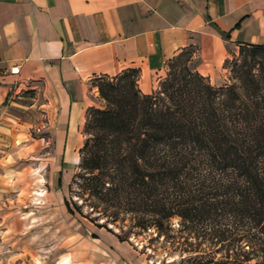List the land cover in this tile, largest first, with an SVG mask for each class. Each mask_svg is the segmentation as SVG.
Listing matches in <instances>:
<instances>
[{
  "label": "trees",
  "instance_id": "obj_1",
  "mask_svg": "<svg viewBox=\"0 0 264 264\" xmlns=\"http://www.w3.org/2000/svg\"><path fill=\"white\" fill-rule=\"evenodd\" d=\"M240 50L258 72L239 84L216 86L180 62L193 50L149 94L137 68L98 78L105 105L87 110L68 212L121 241L153 231L196 264H264V45Z\"/></svg>",
  "mask_w": 264,
  "mask_h": 264
},
{
  "label": "crops",
  "instance_id": "obj_2",
  "mask_svg": "<svg viewBox=\"0 0 264 264\" xmlns=\"http://www.w3.org/2000/svg\"><path fill=\"white\" fill-rule=\"evenodd\" d=\"M248 44L264 45V0H0V264H56L55 249L32 246L40 238L33 218L25 223L2 201L8 176L16 175L8 161L21 158L23 124L40 132L36 140L57 145L64 165L81 142L98 78L137 68L138 87L149 94L167 64L193 50L194 69L222 86L226 61ZM81 228L69 233L75 247L58 257L71 264H150L115 234L96 232L92 241Z\"/></svg>",
  "mask_w": 264,
  "mask_h": 264
},
{
  "label": "rangeland",
  "instance_id": "obj_3",
  "mask_svg": "<svg viewBox=\"0 0 264 264\" xmlns=\"http://www.w3.org/2000/svg\"><path fill=\"white\" fill-rule=\"evenodd\" d=\"M244 58L245 55L241 54V50L230 56V63L226 67V80L224 85L239 84L240 74L248 69H253L254 72H258V67L252 68L251 65L253 62L250 57H248L246 63ZM260 58H263V56ZM188 59H190L189 62L187 61ZM194 61L195 59L193 56H190L189 52H186L180 59V62L187 63L193 70H195ZM170 64L171 62L166 66V74L164 77L159 81V77H156L155 90L159 89L161 82L167 77L171 70ZM95 93L93 94L95 101L93 106L103 107L105 101L102 99L100 91L97 92L96 95ZM23 119L25 120L26 118L23 117ZM84 124L79 129L81 142L79 146L69 150L66 156H64V165L61 164L62 159L59 154L58 146L53 144L47 146L40 140H36L35 138L39 136L40 132L37 129L31 128L29 124H23V130L18 131L16 147L20 152L21 158L17 159V161H8V168L14 169L16 175L8 176L7 178L9 190L2 200L6 203L3 205L7 212H13L15 216L23 219L25 223H27L26 218H29V216L33 218H30L33 222L32 226L34 231H39L40 238L37 241H31L32 246L34 248L39 247L41 253L48 252L47 249H55L57 251L56 264H71L68 262V258L58 257V255H60V253H68L69 250L75 247L74 243L76 239L72 236L69 237V233L73 235L76 228L80 226V223L82 225L81 230L85 228V230H82L85 233V237L92 241H94L93 237L97 234L96 232H98L99 235L101 232L104 234L112 233L106 227L100 228L80 214L75 213L71 215L66 210L65 200L71 196L68 185L73 174L78 170L80 145H82L85 140ZM17 127H20L19 124ZM5 147V149H9L10 145H6ZM60 170H62L63 173L62 188L58 186ZM67 178H69L68 184L65 182ZM73 196L74 199L81 203V199H78L76 193H74ZM84 211L86 213H91V215L93 214L90 207L84 206ZM68 220H70L69 222L72 226L68 225ZM125 223L129 225L130 221L127 220ZM120 226L121 224L118 226L110 224V227L115 231H120ZM174 227L176 230L179 229L177 222H175ZM124 229L126 230L127 227ZM98 237H101V235ZM182 241H180V243ZM31 242L29 244H31ZM125 242L129 249L136 250L140 255H143L150 264H196L193 259H189L195 257L196 253L192 251H181V249L177 247L178 243L173 244V242L164 240L163 237L156 238V233H153V231L138 236L132 235L130 239ZM208 245L209 243L203 245V250L206 251L205 255H201L203 262L210 260ZM184 247L189 248V244H185ZM217 258H220V254L216 256V259ZM255 263L256 261L254 260L250 262V264Z\"/></svg>",
  "mask_w": 264,
  "mask_h": 264
},
{
  "label": "built area",
  "instance_id": "obj_4",
  "mask_svg": "<svg viewBox=\"0 0 264 264\" xmlns=\"http://www.w3.org/2000/svg\"><path fill=\"white\" fill-rule=\"evenodd\" d=\"M12 72H14V73H18V72H19V67H14V68H12Z\"/></svg>",
  "mask_w": 264,
  "mask_h": 264
}]
</instances>
